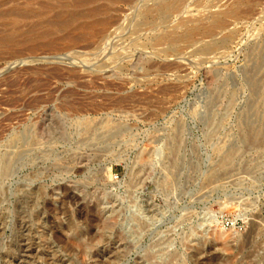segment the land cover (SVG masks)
Listing matches in <instances>:
<instances>
[{
	"label": "rangeland",
	"instance_id": "rangeland-1",
	"mask_svg": "<svg viewBox=\"0 0 264 264\" xmlns=\"http://www.w3.org/2000/svg\"><path fill=\"white\" fill-rule=\"evenodd\" d=\"M63 1L0 0V264H264V0Z\"/></svg>",
	"mask_w": 264,
	"mask_h": 264
},
{
	"label": "bare ground",
	"instance_id": "bare-ground-1",
	"mask_svg": "<svg viewBox=\"0 0 264 264\" xmlns=\"http://www.w3.org/2000/svg\"><path fill=\"white\" fill-rule=\"evenodd\" d=\"M56 1H58V0H55V3H56ZM63 1V0H62ZM65 1H68L67 3H72L73 4V6L75 5V4H81L82 2H84V1H86V0H65ZM65 1H63V2H65ZM89 0H87V2H88ZM53 2H54V0H53ZM60 2H61V0H60ZM35 3V5H36V3L37 2H34ZM38 4V3H37ZM60 5H62L63 4V6H65L64 4L65 3H59ZM84 4H85V2H84ZM45 5H46V7L47 8H49L51 5H50V3H39V8H43V7H45ZM49 5V6H48ZM68 5H70L71 6V4H68ZM82 5V4H81ZM33 6H34V4H33ZM45 7V8H46ZM52 7V6H51ZM53 7H56V6H54L53 5ZM62 7V6H61ZM66 7V6H65ZM45 8H43V9H45ZM75 8V7H74ZM31 10V6L29 7V9H27V10H17V9H7V11H3V12H5V14H0V17L1 16H10V18H11V24H12V30L9 32V33H3V32H0V44H2V43H5V42H11V41H14V40H17V37L18 36H20L21 35V29H20V26H18V18H20L22 15H26V13H27V15H28V12ZM33 10V9H32ZM37 10V9H36ZM93 10H96V9H93ZM34 11V10H33ZM91 11H92V9H91ZM90 11V12H91ZM87 12H89L88 10H87ZM87 12H79V13H81V16H82V14L83 15H85L84 13H87ZM93 12V11H92ZM95 12V11H94ZM64 13V10H62V11H60V12H57L52 18L50 17L49 19H48V23L50 24V25H69V23L70 22H72L73 20H74V18L76 17L75 16V14L73 13V12H70L68 15L66 14H63ZM96 13H97V10H96ZM31 14V13H30ZM32 14H33V12H32ZM31 14V15H32ZM42 14H45L44 12L42 13H37L36 15L37 16H41ZM87 15H90V14H88L87 13ZM34 16V15H33ZM37 16H35V17H37ZM81 16H79V17H81ZM93 16V15H92ZM78 17V16H77ZM84 17V16H83ZM87 17V16H86ZM96 21V20H95ZM103 22L102 23H104V21L105 20H102ZM99 22V21H98ZM101 22V21H100ZM87 24V23H86ZM92 24V23H91ZM93 24H94V22H93ZM92 24V25H93ZM105 25H106V22L104 23ZM103 24V25H104ZM87 25H90L89 23L87 24ZM94 25H96V24H94ZM38 27H39V24L38 23H35L32 27L30 26V28L27 30L29 33L30 32H32V31H34V30H38ZM62 27H64V26H62ZM79 27V26H78ZM77 27V28H78ZM82 27V26H81ZM92 27V26H91ZM68 28H69V26H68ZM76 28V29H77ZM80 28V27H79ZM87 28L88 27H86L85 26V28H84V26H83V28L82 29H85V30H87ZM93 29H94V27H92ZM92 28H91V30H92ZM75 29V28H74ZM80 31H81V28L79 29ZM88 30H90V26H89V29ZM24 32V31H23ZM28 32H26L27 33V35H28ZM90 32H92V31H90ZM98 32V31H97ZM25 35V33H22V35L21 36H24ZM83 34H84V32H83ZM86 34V33H85ZM40 35V34H39ZM81 35V34H80ZM33 36H36V34H34ZM25 37V36H24ZM23 37V38H24ZM22 39V38H21ZM18 40H20V38L18 39ZM24 257V256H23ZM19 258V257H18Z\"/></svg>",
	"mask_w": 264,
	"mask_h": 264
},
{
	"label": "built area",
	"instance_id": "built-area-1",
	"mask_svg": "<svg viewBox=\"0 0 264 264\" xmlns=\"http://www.w3.org/2000/svg\"><path fill=\"white\" fill-rule=\"evenodd\" d=\"M222 222H223V224L225 225V226H231V225H236L238 222H233L230 218H222Z\"/></svg>",
	"mask_w": 264,
	"mask_h": 264
}]
</instances>
